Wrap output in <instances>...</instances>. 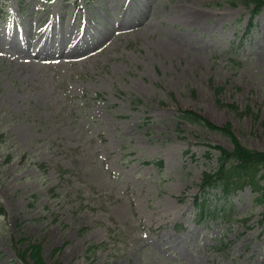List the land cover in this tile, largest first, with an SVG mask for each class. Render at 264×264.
<instances>
[{"label":"rangeland","instance_id":"rangeland-1","mask_svg":"<svg viewBox=\"0 0 264 264\" xmlns=\"http://www.w3.org/2000/svg\"><path fill=\"white\" fill-rule=\"evenodd\" d=\"M2 3L0 264H264L260 192L194 204L264 154V0Z\"/></svg>","mask_w":264,"mask_h":264},{"label":"trees","instance_id":"trees-1","mask_svg":"<svg viewBox=\"0 0 264 264\" xmlns=\"http://www.w3.org/2000/svg\"><path fill=\"white\" fill-rule=\"evenodd\" d=\"M2 6L0 5V13ZM263 8L262 2H257L254 8L251 10V16L254 18L257 16ZM1 16V15H0ZM183 119L190 123H198L201 125L208 126L211 130L217 129L214 125L205 121L199 115H181ZM206 122V123H204ZM235 152H227L225 149L219 150L220 156L218 157L220 165L218 170L215 172H204L203 181L201 183L202 195L201 197H196L195 205L199 209V217H203L205 214L209 215L210 218H221L223 221H228L231 216L224 212L219 214V210L216 209L207 211V204L205 197L211 190H217L220 192L221 198L228 201V198L240 189H244L246 186H250L253 190L259 193L258 203L264 202V188L263 192L260 191L259 182L263 178H257L260 174L261 167L264 169V154L262 153H252V151L245 150L240 147L239 144L236 145ZM216 149V147L214 148ZM213 151L209 150L207 156L211 157ZM145 164H153L156 166H162V161H152L145 162ZM264 177V173L262 174ZM201 198V200H199ZM229 202V201H228ZM37 264L39 262L40 256L36 253ZM19 259L23 264H28L25 262L24 257L19 254Z\"/></svg>","mask_w":264,"mask_h":264},{"label":"bare ground","instance_id":"bare-ground-1","mask_svg":"<svg viewBox=\"0 0 264 264\" xmlns=\"http://www.w3.org/2000/svg\"><path fill=\"white\" fill-rule=\"evenodd\" d=\"M197 19H199V18H197Z\"/></svg>","mask_w":264,"mask_h":264}]
</instances>
